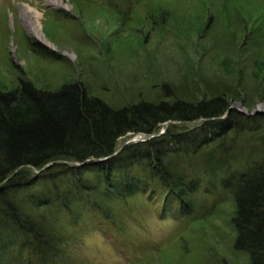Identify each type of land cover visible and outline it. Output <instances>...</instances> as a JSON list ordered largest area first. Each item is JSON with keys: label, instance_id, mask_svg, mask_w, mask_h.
I'll list each match as a JSON object with an SVG mask.
<instances>
[{"label": "trees", "instance_id": "obj_1", "mask_svg": "<svg viewBox=\"0 0 264 264\" xmlns=\"http://www.w3.org/2000/svg\"><path fill=\"white\" fill-rule=\"evenodd\" d=\"M138 1L110 6L126 24ZM229 107L221 94L114 107L77 80L53 90L24 76L0 89V264H71L72 245L92 232L122 247L144 200L190 228L230 198L233 251L264 264V116L232 108L219 118ZM200 118L113 155L121 138ZM59 160L79 164L46 166Z\"/></svg>", "mask_w": 264, "mask_h": 264}, {"label": "rangeland", "instance_id": "obj_2", "mask_svg": "<svg viewBox=\"0 0 264 264\" xmlns=\"http://www.w3.org/2000/svg\"><path fill=\"white\" fill-rule=\"evenodd\" d=\"M60 1L0 0L1 90L17 87L25 76L53 90L83 81L114 107L221 94L243 114L264 110V0H141L126 24L110 6L119 0ZM26 6L40 14L42 40L26 24ZM29 40L48 51L38 54ZM203 120L169 121L159 131ZM151 134L121 138L119 146ZM139 206L125 245L116 246L108 234L82 235L70 249L71 264H248L232 249L233 199L190 228L161 203L144 200Z\"/></svg>", "mask_w": 264, "mask_h": 264}, {"label": "bare ground", "instance_id": "obj_3", "mask_svg": "<svg viewBox=\"0 0 264 264\" xmlns=\"http://www.w3.org/2000/svg\"><path fill=\"white\" fill-rule=\"evenodd\" d=\"M50 4H52L53 6H60L61 5V1L60 0H50ZM27 9V13L28 15L27 20H26V24L30 29V32L33 33L34 35H36L38 38H40L39 36V13L34 10L33 8H31L30 6H26ZM42 40V38H40ZM261 109V108H260ZM142 136V135H141ZM136 138L140 139L139 136H136ZM149 139V138H148ZM140 141H145V140H140ZM139 142V141H137Z\"/></svg>", "mask_w": 264, "mask_h": 264}, {"label": "water", "instance_id": "obj_4", "mask_svg": "<svg viewBox=\"0 0 264 264\" xmlns=\"http://www.w3.org/2000/svg\"><path fill=\"white\" fill-rule=\"evenodd\" d=\"M233 108V106L232 107H229V109H228V111L230 110V109H232ZM246 113V112H245ZM256 113H264V110L262 111V110H260V109H256L255 111H253V112H251V113H246L247 115H253V114H256ZM162 133H164V130L163 131H160L159 133H156V134H151L150 136H149V138H151V137H153V136H155V135H159V134H162ZM141 139H138V138H136V137H133V138H131V139H129L128 141H126V143H124L113 155H116L125 145H127V144H129V143H131V142H137V141H140ZM112 155V156H113ZM108 157H106V158H98V159H96V160H98V161H103V160H105V159H107ZM90 160H87L86 162H89ZM69 163V164H74V163H76V164H79L78 162H71V161H67V160H59V161H55V162H51V163H49V164H47L46 166H50L51 164H53V163ZM35 170H36V168H34ZM42 169H44V168H42ZM18 171V169L16 170V171H14V173H13V175L16 173ZM37 171V170H36ZM41 170H39V172H40Z\"/></svg>", "mask_w": 264, "mask_h": 264}]
</instances>
